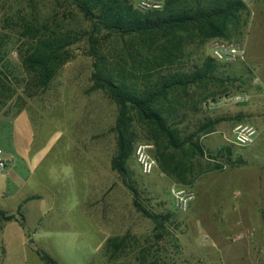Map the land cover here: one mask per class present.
<instances>
[{"label": "rangeland", "instance_id": "rangeland-1", "mask_svg": "<svg viewBox=\"0 0 264 264\" xmlns=\"http://www.w3.org/2000/svg\"><path fill=\"white\" fill-rule=\"evenodd\" d=\"M156 1L161 5L162 0ZM247 5L249 27L239 43L246 59L221 68L220 73L224 86L230 92H245L248 102L211 109L204 106L193 120L221 119L215 129L226 134H220L228 140L226 147L233 145L231 127L235 124L228 117L240 109L250 110L252 122H245L256 129L255 142L242 148L231 146L232 161L242 152L264 163V130L253 124L255 117L264 120V0H251ZM17 37L5 26L0 9L3 63L10 71L6 81L15 89V95L0 104V148L12 154L17 164L11 173L9 167L0 173V213L18 219L4 223L0 218V264H45L37 251L46 253L55 264H104L105 241L124 235L134 246L150 247L158 264H264V244L252 243V233L216 223L221 210L208 199L204 178L200 176L188 187L171 180L159 170L154 146L149 144L156 161L152 173L143 175L137 162L130 168L139 203L150 214L169 215L163 239L154 241V224L134 208L131 191L111 169L117 107L103 92L89 91L93 60L86 43L72 46L71 59L49 87L31 97L35 90L26 89ZM224 165L218 177L228 176L234 168ZM14 172L21 174L19 182L13 180ZM174 184L194 192L195 199L185 213L173 206L169 190Z\"/></svg>", "mask_w": 264, "mask_h": 264}, {"label": "trees", "instance_id": "trees-1", "mask_svg": "<svg viewBox=\"0 0 264 264\" xmlns=\"http://www.w3.org/2000/svg\"><path fill=\"white\" fill-rule=\"evenodd\" d=\"M0 9L5 26L21 43L18 57L26 74V89L35 90L31 97L49 87L71 59L72 46L86 43L93 60L89 91L103 92L117 107L111 169L131 191L134 208L154 224V241L163 239L169 215L150 214L137 199L130 166L136 163L138 144H152L159 170L186 187L224 164L233 167L242 162L241 158L232 161L231 146L235 145L212 155L201 143L221 119L199 122L193 117L208 100L239 93L224 86L220 70L230 64L216 61L208 46L213 41H244L251 15L247 4L240 0H162L160 7L142 11L132 0H0ZM4 54L0 38V104L15 95L6 81L10 71L3 63ZM247 118L239 113L228 119L238 125L247 124L243 123ZM0 218L11 221L15 216L1 212ZM101 254L104 264L121 260L158 264L150 247L134 246L128 235L108 238ZM37 255L45 264H55L46 253L37 251Z\"/></svg>", "mask_w": 264, "mask_h": 264}, {"label": "crops", "instance_id": "crops-1", "mask_svg": "<svg viewBox=\"0 0 264 264\" xmlns=\"http://www.w3.org/2000/svg\"><path fill=\"white\" fill-rule=\"evenodd\" d=\"M262 84H264V78H262ZM261 86L264 87V85ZM235 112L238 113H232L234 114L233 116L242 113L248 116L247 119L252 122L250 110L240 109ZM255 120L253 121L255 127L259 126L261 130H264V120L258 119L257 117H255ZM235 125L231 127L232 131ZM220 134L226 135L220 128H217L213 133L202 138L201 143L207 153L214 155V153L216 154L224 149L228 140L225 136L221 139ZM0 149L2 150L3 158L8 162L11 173L17 165H14L15 158L7 150ZM237 158H241L242 162L236 164L233 169H230L228 176L224 172L223 177H218L217 171L220 170L210 171L201 176L202 180L203 178L205 180L206 194H208L207 197L209 200L215 201L213 203L214 207H219L221 210V214L218 220H216L217 224L222 226L230 225V230L232 231H247L252 233V243L256 245H258V242L264 244V163L252 161L253 158L251 156H245L242 152ZM225 169L226 167L223 166V170ZM12 178L16 180L15 182H19L18 180L21 179V174L19 175L14 172ZM31 198H34V196H31ZM228 199H231L230 202L226 201ZM1 212L4 213V211ZM17 220L15 216V219L11 221L18 222ZM22 220H24L23 216ZM1 221L4 223L10 222L2 219ZM255 260L256 262L258 261V259Z\"/></svg>", "mask_w": 264, "mask_h": 264}, {"label": "built area", "instance_id": "built-area-1", "mask_svg": "<svg viewBox=\"0 0 264 264\" xmlns=\"http://www.w3.org/2000/svg\"><path fill=\"white\" fill-rule=\"evenodd\" d=\"M245 4L251 2V0H240ZM137 9L145 11L152 8L160 7V2L156 0H134ZM209 52L212 57L221 63L233 64L237 62H244L246 59V51L244 46L239 43H226L222 41H213L208 46ZM264 93V88H262ZM248 102V96L245 92L230 93L223 95L214 100H208L204 103L205 108H217L226 104H243ZM232 144L236 147L242 148L250 146L255 141L256 129L249 124H238L233 128ZM153 149L152 145L141 144L135 148V158L139 165L140 171L143 175H149L156 167L155 159L150 155V151ZM8 167V162L3 158L2 150L0 149V173L5 171ZM172 198L174 208L185 213L190 204L194 201V192L186 187L179 185H172L169 190Z\"/></svg>", "mask_w": 264, "mask_h": 264}]
</instances>
